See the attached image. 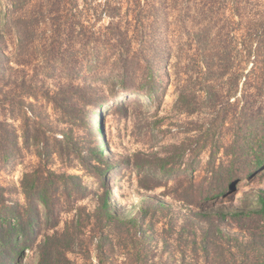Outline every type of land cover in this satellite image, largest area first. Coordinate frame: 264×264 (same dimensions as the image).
Here are the masks:
<instances>
[{"label":"rangeland","instance_id":"obj_1","mask_svg":"<svg viewBox=\"0 0 264 264\" xmlns=\"http://www.w3.org/2000/svg\"><path fill=\"white\" fill-rule=\"evenodd\" d=\"M16 17L33 30L24 58L29 88L58 90L72 81L101 87L96 92L107 97L102 137L72 124L48 100L29 99L53 127L52 137L67 135L91 145L104 139L102 149L111 152L112 163L132 159L123 173L140 194L137 202L116 186L122 177L118 165L107 174L119 220L103 227V262L170 264L174 252L181 259L188 238L208 225L194 217L197 211L225 214L221 225L234 236L230 242L250 241L249 260H263L264 226L257 211L264 199V165L253 161L257 154L264 156V0H0L3 53L13 60L22 57L18 30L9 27ZM126 69L133 91L119 85ZM149 82L156 84L155 99L147 95ZM120 102L125 109L113 111ZM83 103L74 100L76 113ZM183 143L187 152L181 157L174 145ZM64 145L44 162L60 173L81 175L90 193L77 203L61 193L58 207L64 210L58 218L42 208L38 236L17 264H47L40 249L46 237L62 236L49 243L52 257L61 251L55 245L63 250L69 234L75 244L66 256L57 254L58 264H100L94 229L105 185ZM37 152L31 146L13 160L0 161V185L11 200L25 203L21 180L43 161ZM167 156L175 172L162 177L161 158ZM136 163L143 164L141 171ZM228 168L232 175L225 177ZM223 180L218 192H224L208 198L207 191ZM69 204L72 209L66 210ZM140 207L150 211L138 230L132 221L145 213ZM240 211L245 216H237Z\"/></svg>","mask_w":264,"mask_h":264},{"label":"trees","instance_id":"obj_2","mask_svg":"<svg viewBox=\"0 0 264 264\" xmlns=\"http://www.w3.org/2000/svg\"><path fill=\"white\" fill-rule=\"evenodd\" d=\"M13 3H23V0H12ZM109 3V1H108ZM9 27L17 28L18 30V47L21 59L5 55L3 53L2 36H0V161H10L15 159L23 148L36 146L38 148V156L43 160L49 158L53 153L62 148L65 144L70 146V150L75 155L78 162L88 171L93 172L96 178L102 185H105L104 192L98 197V206L96 213L98 214V227L95 238L98 239L97 249L100 254V264L103 262V257L106 255L104 229L105 225L112 221H118V211L111 196L112 188L106 185L108 172L118 165L120 170L118 173L121 177V182L130 185L133 190L140 196L137 189L124 179V168L131 164V158L125 157L117 164L111 162V152L104 154L103 146L104 139H101L95 145L84 144L80 139L70 141L67 135L63 140L52 137L53 127L49 123H45V119L37 111L36 102L29 101L34 99L39 101L44 98L51 102L54 109L60 111L64 116H67L70 122L78 124L80 127L87 128L91 135H99L102 137L101 117L103 106L106 104L107 97L98 95L96 92L101 87L81 85L80 83L68 82L65 86L58 90L29 88L28 71L25 68L27 63V49L29 47L30 37L32 34L31 24H28L24 18L16 17L9 23ZM13 62L18 66H22L19 70L13 66ZM124 70V69H123ZM122 79L119 81L122 91H133L128 82H131V77L128 69L121 74ZM20 81V82H18ZM149 91L147 95L152 99L156 97L153 94V89L156 84L147 83ZM20 88L19 93L16 90ZM91 89L92 94L87 96L88 90ZM182 97V96H181ZM81 98L83 107L76 113L74 100ZM73 101V102H72ZM72 103V104H71ZM69 104V105H68ZM126 107L125 102L116 103L113 111L122 112ZM14 121H19L16 125ZM106 120V129L109 128V122ZM103 122V121H102ZM108 123V125H107ZM64 145V146H63ZM175 149L181 150L183 157L187 148L183 144L174 145ZM95 161V162H94ZM160 172L162 177L172 176L175 172L174 167H168L169 157L161 158ZM256 167L264 165V156L255 155L253 161ZM47 161H41L35 168L26 172L21 180V192L25 196V203L22 204L18 200H11L8 196V189L0 185V264H17L20 256L26 249L30 248L35 242L38 231L37 227L41 220V209L44 208L48 217H59L62 208L58 207L61 193L65 195L66 200L74 199L75 203L81 198H86L90 191L83 183L82 176L79 174L60 173L47 167ZM136 169L142 170L143 164H134ZM224 176H231L232 169L228 168L223 171ZM221 174V173H220ZM221 177L218 176V179ZM226 180L217 184L213 189L207 191L208 198L216 197L224 191L218 189ZM116 183V182H115ZM229 183V182H228ZM226 183V185L228 184ZM233 183H231L232 185ZM225 185V186H226ZM124 191V187L116 183ZM224 186V187H225ZM224 190V188H223ZM125 192V191H124ZM72 201V200H71ZM71 206V207H70ZM74 207V206H73ZM72 204H69L71 210ZM81 209V208H80ZM142 216L136 217L132 222L136 229L141 230L142 220L149 214L150 208L140 207ZM259 221L264 226V199L261 200V207L257 211ZM237 216H245V213L240 211ZM194 217L200 221H208L206 227L196 230L187 240V251L180 252L181 259L174 252L173 262L170 264H264V242L262 241L261 255L262 261L249 260L250 241H242L237 245H233L230 241L231 233L222 227V222L225 219V214H211L205 212H194ZM215 217V219H214ZM212 218V220H211ZM241 228L245 230L244 225ZM62 237V236H61ZM57 235H49L46 237L44 246H40L42 258L47 264H58V255L66 256L64 253L72 248L75 244L74 234L66 236V244L62 247L55 245L57 250L53 263L49 243L61 240ZM234 239V238H233ZM48 258V259H47ZM43 260V259H42ZM162 264H169L168 262Z\"/></svg>","mask_w":264,"mask_h":264},{"label":"bare ground","instance_id":"obj_3","mask_svg":"<svg viewBox=\"0 0 264 264\" xmlns=\"http://www.w3.org/2000/svg\"><path fill=\"white\" fill-rule=\"evenodd\" d=\"M108 122V121H107ZM107 125H108V123H107ZM118 184V183H117ZM120 186H125L126 184L124 183V182H120V184H119ZM127 186V187H126ZM125 186V191H126V193L130 196V199L132 200V202H137L138 200H139V196H138V194L133 190V188L132 187H130V186H128V185H126Z\"/></svg>","mask_w":264,"mask_h":264},{"label":"clouds","instance_id":"obj_4","mask_svg":"<svg viewBox=\"0 0 264 264\" xmlns=\"http://www.w3.org/2000/svg\"><path fill=\"white\" fill-rule=\"evenodd\" d=\"M102 127H103V125H102Z\"/></svg>","mask_w":264,"mask_h":264}]
</instances>
